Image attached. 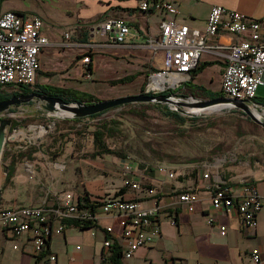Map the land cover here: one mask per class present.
Segmentation results:
<instances>
[{
	"label": "crops",
	"instance_id": "1",
	"mask_svg": "<svg viewBox=\"0 0 264 264\" xmlns=\"http://www.w3.org/2000/svg\"><path fill=\"white\" fill-rule=\"evenodd\" d=\"M160 1L171 2L178 12L164 9L143 11L139 0H38L33 5H26L24 0H0V16L14 10L24 18L40 17L43 20L42 32L49 44L39 55L36 83L29 87L32 91L83 92L93 95L96 100L144 93L150 74L164 65L165 49L155 44L161 35L163 22L174 20L203 32L215 4L242 11L259 21L260 41L264 43V0ZM111 18H122L130 25L131 33L124 42L116 41L115 31H105L104 24ZM66 33H70L71 37L67 38ZM151 38L155 40L152 45ZM239 40V35L220 31L210 43L223 46ZM227 53L228 49L223 47L204 52L199 65L214 63L206 65L193 82L210 88L208 84L216 80L213 74H219L218 90L221 91ZM86 55L91 57V79L85 74ZM190 79L191 73L187 81ZM15 91H20L18 86ZM15 125L18 122L15 121ZM37 147L30 143L19 151L20 157L26 156L30 160L37 154L32 169L25 168V164L16 165L15 158L9 164L14 163L12 176L8 175L9 165L0 167V188L5 185L0 210L14 205L52 208L62 203L68 194L76 201L87 195L91 202H102L125 187L123 167L121 172L110 169L112 175L88 170L79 175L72 164L75 158L71 153H64L57 159H43L38 156L40 151ZM88 159L83 158V161ZM124 159L115 161L122 166ZM138 166L136 177L142 186L155 187L158 194L151 196L146 189L125 187L122 197L138 201L142 208H151L158 203L160 232L148 245L139 247L133 256L126 257L122 253L118 264H167L171 261L184 264H244L250 262V253L254 249H260L264 255V209L257 214L256 227L248 228L237 209L217 208L212 201L215 189L220 186L228 187L234 195H240L246 185L253 184L264 195V176L254 173L243 178L234 169L222 174L219 172L221 164L207 161L175 167L166 163L155 168H141L139 163ZM161 166L168 171H160ZM211 169L215 172H210ZM169 172H174V177ZM70 173H74L72 178ZM184 191L198 195L193 210H189L179 198ZM95 215L92 227L64 224V229L57 231L60 221H55L48 248L41 255L33 253L32 231L17 238L12 229L0 222V264H47L50 253L56 254V264H116L111 261L112 249L115 245L125 244L122 219L103 212L100 206L96 207ZM107 226H112V234L106 231ZM222 226L226 227L225 233ZM107 238L113 242L111 248L104 244Z\"/></svg>",
	"mask_w": 264,
	"mask_h": 264
},
{
	"label": "built area",
	"instance_id": "2",
	"mask_svg": "<svg viewBox=\"0 0 264 264\" xmlns=\"http://www.w3.org/2000/svg\"><path fill=\"white\" fill-rule=\"evenodd\" d=\"M139 6L143 11L164 9L173 13L178 12L177 7L168 1L139 0ZM42 28L43 20L40 17L27 19L14 10H8L0 16V86L31 87L36 83L40 67L39 55L49 44ZM104 29L115 31V39L118 42H124L131 33L130 25L122 18L107 20ZM220 31L239 35L240 40L228 45L215 46L210 41ZM66 37L70 38L71 34L66 33ZM260 40L259 21L242 11L228 9L223 5L212 6L207 28L203 32L174 20L165 21L160 37L156 41L150 39L151 45L155 41L157 46L165 49L164 65L160 70L150 74L144 93H166L170 89L182 87L187 81V76L199 65L204 52L223 47L228 49V53L221 92L225 96L239 100H254L258 88L264 84V43ZM90 62V55L84 56L87 71ZM90 74L88 72L87 75ZM122 167L125 187L146 189L151 196L158 194L157 188H144L136 177L139 169L136 160L125 158ZM159 170L168 171L165 166L159 167ZM169 174L171 177L175 175L174 172ZM179 198L189 210H193L198 195L192 191H184ZM212 201L217 208L222 207L228 211L237 209L248 228L256 227L257 214L264 209V195L253 184L246 185L240 195L232 194L229 188L218 187L214 191ZM100 208L103 212L121 217L125 244L119 247L126 257L133 256L139 247L148 245L160 232L158 203L151 208H142L138 201L118 196L104 199ZM68 218L91 220L94 223L96 215L90 207L80 206L79 201L74 200L71 194L52 208L14 205L0 210V222L12 229L15 237L19 238L32 231L33 253L36 255L46 252L49 238L54 231V222L60 221L56 229L61 231L64 229L63 220ZM171 221L176 223L175 219ZM225 229L226 227L222 226L223 233ZM106 231L112 234V226H107ZM104 244L111 248L113 242L111 238H107ZM14 247L17 248L18 245L15 244ZM250 258V262L244 264H264V255L260 249L252 250ZM47 259V264H56L57 256L50 253ZM167 264L184 263L171 261Z\"/></svg>",
	"mask_w": 264,
	"mask_h": 264
},
{
	"label": "rangeland",
	"instance_id": "3",
	"mask_svg": "<svg viewBox=\"0 0 264 264\" xmlns=\"http://www.w3.org/2000/svg\"><path fill=\"white\" fill-rule=\"evenodd\" d=\"M37 1L24 0V3L33 5ZM88 72L91 73V70H86L85 74ZM214 77L216 80L208 84L209 89L220 91V75L213 74ZM80 87L83 88V85ZM14 91L11 88L0 90L11 96ZM257 93L264 98V84L260 85ZM175 94L192 96L187 88ZM98 95L101 96L100 93ZM194 98L211 99L208 96ZM167 107L147 102L129 103L111 108L99 118L86 117L82 118L85 120L76 122L70 118L48 115L37 101L24 104L13 111V120L18 122L15 127L19 129L15 131L14 126L9 129L8 134H15V138L8 140L0 167L5 168L15 158L16 165L25 164V168L32 169L37 154L32 160L26 156L20 157L19 154L26 144L32 143L38 146V156L43 159H57L64 153H71L75 158L72 164L76 166L75 170L79 175L83 170L112 175L110 169L122 171V166L115 160L132 158L141 168H155L162 163L177 166L207 161L221 164L219 172L222 174L233 172L234 169L243 178L254 173L264 176V127L242 110L237 107H222L219 110L205 109L191 114L177 111L186 118V121H182L168 115ZM258 108L263 111L264 106L259 105ZM24 110L26 112L20 114ZM133 110L142 113H135ZM110 120L118 123L112 124L115 135L106 137V142L111 148L122 151L123 155L92 158L91 153L95 149L93 131L103 121ZM83 158L89 159L85 162ZM212 171L214 170L211 169L210 172ZM73 174L70 173L71 178Z\"/></svg>",
	"mask_w": 264,
	"mask_h": 264
},
{
	"label": "water",
	"instance_id": "4",
	"mask_svg": "<svg viewBox=\"0 0 264 264\" xmlns=\"http://www.w3.org/2000/svg\"><path fill=\"white\" fill-rule=\"evenodd\" d=\"M34 101L39 102L41 107L45 109L47 114L50 116L70 118L73 120L90 117L114 107L137 102L167 105L168 110L183 112L185 114L197 113L211 108L216 110L219 107H237L242 110L245 115L249 116L254 122L264 127V115L259 117L253 111V108H258V106L262 104H259L254 100H239L237 98H232L225 95L211 97V99H196L194 96L179 95L175 93H140L137 95L84 103L79 101H67L62 97L48 95L44 92L36 90L29 93L17 94L8 99L0 101V161L8 140L15 138V134H8L9 129L13 126H16L15 120H13L15 112H9V110L15 105L32 104ZM194 109L198 110L193 111ZM25 112L26 110L20 114ZM18 129L19 127L14 128L15 131Z\"/></svg>",
	"mask_w": 264,
	"mask_h": 264
},
{
	"label": "trees",
	"instance_id": "5",
	"mask_svg": "<svg viewBox=\"0 0 264 264\" xmlns=\"http://www.w3.org/2000/svg\"><path fill=\"white\" fill-rule=\"evenodd\" d=\"M214 62H205L204 64H200L198 65L195 69H193V71L191 72V79L186 81L185 84L182 87L176 88V89H170L168 91H166V93H177L178 91H180L181 89H186L188 90V92L192 95V96H203V97H216V96H222L223 93L221 91H213L209 88H207L206 86L202 85V84H196L193 82V79L196 77V75H198L205 67L206 65H211ZM91 67H89L90 69ZM32 90L27 87V86H20V91L19 92H25V93H29ZM40 91V90H39ZM44 93L48 94V95H53V96H57V97H62L63 99L67 100V101H79V102H85V103H91V102H96L99 100H96L95 97L93 95L87 94V93H83V92H67L64 90H43ZM16 92H13L12 95H15ZM146 94H151V93H146ZM11 95L9 94H3L2 92H0V99L2 98H9ZM73 99V100H70ZM255 102L264 105V98L260 97V96H256V98L254 99ZM106 111L97 113L95 115H92L90 117H98L102 114H104ZM133 112L135 113H142L139 112L138 110H133ZM166 112L168 113V115L173 116L175 118H178L179 120L182 121H186V118L184 116H182L180 113H178L177 111H172V110H166ZM80 119H75L76 121L81 120ZM118 123L115 120H110V121H103L100 126L94 130L93 132V136H94V144H95V150L91 153L92 157H97V156H102L104 154H113V155H123L122 151L116 150L111 148L107 142H106V137L108 136H113L115 135V129L114 126H112V124ZM14 163L12 162L11 166H7L8 167V175L9 177L13 175V171H14ZM220 187H224V186H220ZM218 188V187H217ZM216 188V189H217ZM228 188V187H225ZM124 189L125 187L121 188L120 190L117 191V193L114 195V197H118V196H123L124 194ZM79 204L80 206H84V207H90L91 211L93 213H96V207L101 206L102 202L101 201H93L91 202L89 197L86 195L84 197H82L79 200ZM64 224L67 225H75V226H80V227H92L94 225V223L91 220H79L76 218H68L63 220ZM122 256V250H120V247L115 245L112 249V256H111V261L112 263H119V258Z\"/></svg>",
	"mask_w": 264,
	"mask_h": 264
},
{
	"label": "flooded vegetation",
	"instance_id": "6",
	"mask_svg": "<svg viewBox=\"0 0 264 264\" xmlns=\"http://www.w3.org/2000/svg\"><path fill=\"white\" fill-rule=\"evenodd\" d=\"M18 87H19V89H20V86H18ZM6 88H7V87H5V86H0V90H1V89H6ZM16 88H17V86L14 87V90H15ZM14 92H16V91H14ZM22 93H25V92H22ZM22 93L17 91V92L15 93V95H17V94H22ZM12 96H14V95H12ZM12 96H10V97H12ZM10 97H9V98H10ZM5 99H8V98H2V99H0V101H1V100H5ZM23 105H24V104L15 105L13 108H11V109L9 110V112H13L15 109H18V108H20V107L23 106Z\"/></svg>",
	"mask_w": 264,
	"mask_h": 264
},
{
	"label": "bare ground",
	"instance_id": "7",
	"mask_svg": "<svg viewBox=\"0 0 264 264\" xmlns=\"http://www.w3.org/2000/svg\"><path fill=\"white\" fill-rule=\"evenodd\" d=\"M220 108L221 107L217 108L216 110H219ZM196 110H198V109H194L193 111H196ZM208 110L214 111V108H211V109H208ZM253 111L259 117H261L262 115H264V111H260L258 108H253Z\"/></svg>",
	"mask_w": 264,
	"mask_h": 264
}]
</instances>
